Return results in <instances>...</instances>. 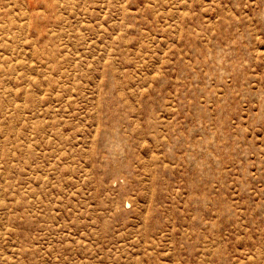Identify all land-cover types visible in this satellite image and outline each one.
Listing matches in <instances>:
<instances>
[{
  "label": "rangeland",
  "instance_id": "1",
  "mask_svg": "<svg viewBox=\"0 0 264 264\" xmlns=\"http://www.w3.org/2000/svg\"><path fill=\"white\" fill-rule=\"evenodd\" d=\"M0 264H264V0H0Z\"/></svg>",
  "mask_w": 264,
  "mask_h": 264
}]
</instances>
